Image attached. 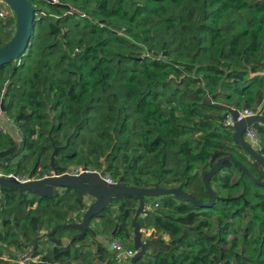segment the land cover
Returning a JSON list of instances; mask_svg holds the SVG:
<instances>
[{"label":"trees","instance_id":"1","mask_svg":"<svg viewBox=\"0 0 264 264\" xmlns=\"http://www.w3.org/2000/svg\"><path fill=\"white\" fill-rule=\"evenodd\" d=\"M28 1L36 12L30 45L19 61L0 68L4 114L22 135L19 149L0 160V172L35 174L27 165L40 163L42 178L52 172L53 149L61 147L54 158L59 175L76 163L128 186H176L206 202L202 179L193 173L202 166L203 177L232 136L223 117L215 118V127L205 114L220 109L203 101L245 98L249 104L253 89L264 86V0ZM13 33L0 20V47ZM256 96L260 102L262 94ZM13 144L0 131V151ZM232 168L224 162L211 187L232 190L248 181L240 173L233 185ZM86 197L72 188L44 198L3 188L0 264H19L16 253L30 252L45 233L31 251L30 260L37 261L28 264H119L108 244L133 249L134 198L114 199L91 220L102 224L93 230L103 239L61 227L49 234L57 225L79 222L91 203ZM228 199L210 209L170 195L154 200L157 208L137 219L153 232L141 238L145 255L136 264H231L240 260L239 246L250 255L242 264H264V195L244 188ZM215 212L222 227L210 235ZM245 215L247 232L239 240L226 222L241 225ZM227 233L237 236L229 249Z\"/></svg>","mask_w":264,"mask_h":264},{"label":"water","instance_id":"2","mask_svg":"<svg viewBox=\"0 0 264 264\" xmlns=\"http://www.w3.org/2000/svg\"><path fill=\"white\" fill-rule=\"evenodd\" d=\"M10 8L15 14V30L11 39L0 47V68L8 65L11 62L19 61L24 55L27 48L30 45L31 38L33 36L35 16L36 12L32 4L28 0H5ZM53 2L52 0H48ZM65 9H69L68 5H63ZM4 101H0L1 112L5 111ZM203 104L206 106H211L217 109H223L219 103H213L211 99L205 98ZM230 113L232 118V142L239 145L244 149L251 157L263 168V173L259 174L258 178H254L248 169L232 155H224L215 160L214 164L210 167L209 171L203 176L202 183L204 189L207 193L208 199L206 202H200L196 200L191 193H188L181 189L180 187H148L141 188L135 186H128L122 179H119L115 184H107L103 180L104 173H96L83 171L79 175H59L54 167V158L56 152L61 147H55L50 156V167L52 168V174L50 176L43 177L41 179H31L29 181H18L13 176L5 178L0 176V189L12 188L18 191L20 194L25 192L35 195L39 198L48 197L51 195H57L60 190L72 188L82 192L84 195L91 197L93 201L88 206L86 210L79 212L81 218L80 222L73 224L57 225L52 228L49 234L57 231L59 227L61 228H71L78 232L77 236L82 237L86 232L90 231L95 235L94 231L91 229V220L100 215L104 209L114 200V199H126L134 198L137 202V209L135 211L133 221L131 223L132 227V242L133 249L136 252L135 256L131 259V264H136L145 255V246L141 238L143 237L142 228L137 221L141 215H146L148 212L145 209L147 199H159L164 196H174L179 198L183 203L191 204L200 209H210L216 202H226L228 198L219 197L213 188L211 187V178L218 173L221 165L224 162L232 163L245 177L248 178L253 184L264 187V180L261 181L264 175V157L260 155L255 149L244 140V134L249 127H254L255 125H261L264 127V115H252L243 119L238 120V112L235 109L226 108ZM19 147V142L6 149L0 151V160L12 155L17 151ZM66 147V146H65ZM248 203L246 202V205ZM117 224L112 232L114 235L117 231ZM46 236V233L41 235V237ZM35 239L31 243V251L33 250L35 244L39 239ZM31 251L27 257L31 256Z\"/></svg>","mask_w":264,"mask_h":264},{"label":"rangeland","instance_id":"3","mask_svg":"<svg viewBox=\"0 0 264 264\" xmlns=\"http://www.w3.org/2000/svg\"><path fill=\"white\" fill-rule=\"evenodd\" d=\"M13 34H12V36H13ZM136 53L140 57L147 56V52L146 51H143V50H138ZM257 93H261L262 94V100L260 102L257 101V96H256ZM218 103L221 104L222 106H224V108L223 109H220L218 111H207V112H205L206 115H209L210 117H212L214 119L212 121V124L215 125V127L216 126L217 127L220 126L219 123H217V121L215 120V118L218 119V120H221V117H223L225 115V113H226V110H227L226 108H236L238 110H251V111H254V112H260L261 115H264V86L261 89H258V88H254L253 89L252 101L249 102V104H248V101L245 98L242 99V101H238L236 99L235 100H232V101L221 100ZM223 129H225V128H223ZM223 129H222V131H224V132H222V133H225L226 130H223ZM0 131L2 133L9 134L17 142H20L21 141V138H22L21 133L16 128V126L14 125V123L11 120H8L7 119V117L5 116L4 112H0ZM230 133H231V136H232L233 131L230 130ZM263 141H264V138H263ZM223 145H224V148H222L219 151L220 154L226 155V154H231V153L233 154L234 152L243 154L242 150H240V149L239 150H236V146H234V143L232 142V138H230V137L227 138L225 142H223ZM254 147L257 148L258 146H254ZM262 147L264 148V145H262ZM74 162H76V161H74ZM39 165H40V163H38L36 165V167H37L36 168L34 166V164L29 163L27 165V168L29 170H31V169H33L35 167L37 170H40L41 167ZM78 167H80V165H77L76 163H72L70 165H67L66 166V169H67L66 172L69 171V170H71V169L78 168ZM199 167L200 168L197 169V170H195V172L193 173V175L196 174L198 181H200L202 179V170H201L202 169V166H199ZM232 171H233L232 183H233V185H236V183L238 181V178L240 176V173H238L235 168H232ZM11 173H14V172H11ZM16 173H17L18 176H26L25 170H22V171L16 172ZM50 174H52V172ZM50 174H48V175H50ZM170 187H176V186H170ZM166 188H168V187H166ZM244 188L247 191H249L251 194L260 193V194H263L264 195V189H262L264 187H262V188L261 187L260 188L254 187L248 181L242 182V184H240V185L237 184V186H235L232 190H221L219 188V185L218 184L217 185L214 184V186H213L214 191L217 193V195L219 197H222V198L239 196L242 193V191H243ZM91 199H92L91 197L88 198L89 201H86L87 205L90 203V200ZM251 199H252V196L251 195L250 196H247V201H249ZM219 215L220 214L218 212H215L212 215L211 221L213 223V226H212V228L207 229L206 230V233H208L210 235H213V234H216V233L219 232V230L222 227V225L218 224ZM247 216L248 215H245L244 218L241 219V225H239V223H238L239 221L237 219L230 220V221H227L226 222V224L231 225V227L233 229H237L239 231V234H238V237H239L238 239L239 240H240V238L242 236L245 235V232H247L245 230L246 229L245 228V224L247 222L246 221L247 220L246 219ZM223 224H224V222H223ZM91 227H92V229H95L97 231H100L102 229V224L101 223H98V224L96 223V224L91 225ZM65 229H69V228H65ZM69 234H70L69 232L67 234H65L67 236V238L70 236ZM146 236L147 235H145V234L143 235V237H146ZM88 238H89V236H88ZM96 238L97 239H103V237H100V236L99 237L97 236ZM166 238H167V236H166ZM225 238L227 239V241L229 243V245L226 248L229 249L230 244L232 243L233 239H236L237 236H234L232 234L227 233V235L225 236ZM247 239L252 240V237L247 236ZM3 247L5 248V246H3ZM7 250H9L8 252L14 253V251H13L12 248H7ZM235 251L237 252L238 257H240V260H238V261H232L231 264H242L243 260L249 259V257H250L249 253H245V247L243 248L242 246H239V247L235 248ZM29 253L30 252H28L27 250H25L22 253H16L15 256L17 257V255L20 254L19 255V260H20L22 258L24 259V257H27L29 255ZM7 257H8V254H4V258H7ZM30 258L31 257H28L25 260H27L28 263H29V261H33V260L37 261L36 258H34L33 260H30ZM250 264H254V263L250 262Z\"/></svg>","mask_w":264,"mask_h":264},{"label":"built area","instance_id":"4","mask_svg":"<svg viewBox=\"0 0 264 264\" xmlns=\"http://www.w3.org/2000/svg\"><path fill=\"white\" fill-rule=\"evenodd\" d=\"M53 2H55V0H53ZM67 11L69 13L78 12L75 8H71V7H69V9ZM0 20H2L5 23H8L9 29L15 30V14L5 0H0ZM231 109L237 110L238 120L252 116V115H261L260 112H254L251 110H238L236 108H231ZM222 123L225 127L230 128L232 130L231 126H232L233 122H232L231 115L227 110H226L225 115L223 116ZM244 140L253 147L258 145L259 141H258L257 133H256V130L254 129L253 126L247 128V130L244 134ZM83 171L101 173L100 171L91 170V169H88L85 167H78L75 169H71V170L65 172L64 174L79 175ZM61 175H63V174H61ZM0 176H3L5 178L13 176L15 179H17L18 181H21V182L29 181L31 179H41V178H29L28 176H15L13 174H7L6 175V174H3L2 172H0ZM43 177H46V175H44ZM103 180L107 184L117 183V181L113 180L109 175H107L105 173L103 176ZM0 197H1V189H0ZM155 206H156V204H155ZM145 209L149 210L150 206H145ZM108 246H109L110 250L114 253L116 262L119 264L130 263L131 259L136 254L134 249H126L121 243H119L118 241H115V240L111 241L108 244ZM26 263L28 264V261L23 260V258L19 260V264H26Z\"/></svg>","mask_w":264,"mask_h":264},{"label":"flooded vegetation","instance_id":"5","mask_svg":"<svg viewBox=\"0 0 264 264\" xmlns=\"http://www.w3.org/2000/svg\"><path fill=\"white\" fill-rule=\"evenodd\" d=\"M4 93V91H2V94ZM2 100V99H1ZM254 129L256 130V133H257V137H258V147L257 148H255V147H253L254 149H255V151H257L260 155H262L263 157H264V153H263V150H264V148L262 147V145H264V141H263V138H264V127L263 126H260V125H255L254 126ZM21 141H22V138H21ZM21 141L19 142V146H20V143H21ZM15 142H16V140H14V144H15ZM13 144V145H14ZM12 145V146H13ZM11 146V147H12ZM234 146H236V150H242V152H243V154H241V153H236V152H234L233 154L231 153V154H226V155H232L235 159H237V156L241 159L239 162H241L247 169H248V171L250 172V174L254 177V178H258V176H259V174H261V173H263V168L259 165V164H257L256 162H255V160L251 157V155H249L244 149H242V147H240L239 145H236V144H234ZM10 148V147H9ZM8 149V148H7ZM18 149H19V147H18ZM17 149V150H18ZM6 150V149H5ZM14 154V153H13ZM11 156V155H10ZM224 156V155H223ZM19 157L17 156L16 158H12L10 161H11V163L12 162H15L17 159H18ZM216 160V159H215ZM214 160V161H215ZM4 164H7V163H4ZM17 166V165H16ZM35 169V171H36V173L35 174H31V173H27L26 174V176H28L29 178H37V176L40 174V172H41V169L40 170H37L35 167L33 168V169H31L30 171L32 172V170H34ZM236 170H237V172L238 173H241L237 168H236ZM15 173V174H14ZM13 173V175H15V176H18L17 175V173L16 172H14ZM51 175V174H50ZM50 175H46V176H50ZM203 178V177H202ZM247 178V177H246ZM248 179V178H247ZM264 180V175L262 176V179H261V181H263ZM248 182L251 184V185H253L254 187H261V186H258V185H255V184H253L251 181H249L248 180ZM169 188V187H168ZM179 199V198H178ZM149 201H150V204H149V206H150V209L149 210H147V211H153L154 209H156L157 208V205L155 206V199H148ZM180 200V199H179ZM93 201V199H91V201L90 202H92ZM181 201V200H180ZM91 204V203H90ZM137 205H138V202H137ZM89 206V205H88ZM88 208V207H87ZM136 209H137V207H136ZM136 209H135V211H136ZM134 214H135V212H134ZM134 214H133V216H132V218H131V220H130V226H131V223H132V221H133V217H134ZM142 217H144V215H141L139 218H142ZM81 221V220H80ZM79 221V222H80ZM91 229H92V227H91ZM131 229H132V227H131ZM93 230V229H92ZM94 231V230H93ZM87 233H90V235H92L93 237H97V234L95 233V235H93L90 231H88V232H86L85 234H87ZM78 234V232L76 233V235ZM84 234V235H85ZM83 235V236H84ZM113 235V234H112ZM99 237V236H98ZM101 237V236H100ZM130 263H131V261H130Z\"/></svg>","mask_w":264,"mask_h":264},{"label":"crops","instance_id":"6","mask_svg":"<svg viewBox=\"0 0 264 264\" xmlns=\"http://www.w3.org/2000/svg\"><path fill=\"white\" fill-rule=\"evenodd\" d=\"M88 196L85 198V201H89L88 200ZM91 201V200H90ZM106 219V218H105ZM142 232H143V235L145 234V235H149V234H151L152 232H153V230H149V231H145L144 229H142ZM166 238V237H165Z\"/></svg>","mask_w":264,"mask_h":264}]
</instances>
